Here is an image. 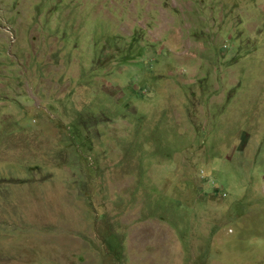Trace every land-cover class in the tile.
<instances>
[{
  "label": "rangeland",
  "instance_id": "obj_1",
  "mask_svg": "<svg viewBox=\"0 0 264 264\" xmlns=\"http://www.w3.org/2000/svg\"><path fill=\"white\" fill-rule=\"evenodd\" d=\"M0 264H264V0H0Z\"/></svg>",
  "mask_w": 264,
  "mask_h": 264
}]
</instances>
